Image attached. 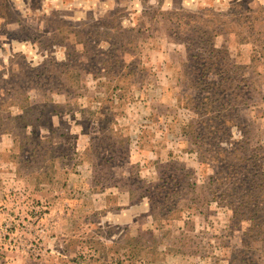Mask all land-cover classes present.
Returning <instances> with one entry per match:
<instances>
[{
	"label": "rangeland",
	"instance_id": "1",
	"mask_svg": "<svg viewBox=\"0 0 264 264\" xmlns=\"http://www.w3.org/2000/svg\"><path fill=\"white\" fill-rule=\"evenodd\" d=\"M208 23L263 147L264 0H0V264H264L179 128ZM161 172L168 217L146 191Z\"/></svg>",
	"mask_w": 264,
	"mask_h": 264
},
{
	"label": "trees",
	"instance_id": "2",
	"mask_svg": "<svg viewBox=\"0 0 264 264\" xmlns=\"http://www.w3.org/2000/svg\"><path fill=\"white\" fill-rule=\"evenodd\" d=\"M194 17L202 19L200 16ZM207 27L209 28L202 31L200 43L203 53L198 57L196 54L192 55L193 59L197 57L199 65L189 71L188 76L189 81L193 82L190 87L200 90L203 97L190 109L195 116L180 123L179 128L193 141L195 149L192 152L213 169L208 182L212 200L229 209L232 219L236 218L240 224L246 223L243 244L252 247L251 243L263 240L264 246V216L263 219L260 216L262 211L264 215V146H251L249 136L253 120L249 112L245 114L247 110L250 111L249 102L258 97L242 84L245 80L239 78L237 73L243 70L242 67L233 65L232 68L228 59L216 62L221 59L217 40L222 35V30L210 23ZM119 73L117 76L121 81L136 75L135 71ZM216 75H220V80L216 79ZM3 107L5 108L0 106V109ZM24 107L26 106L21 108ZM28 112L25 110L17 119L25 121V114ZM234 127L238 129L237 136L233 132ZM159 176L161 183L153 190L146 191L154 203L153 211L168 217L173 211L169 206L174 205L170 202L180 190L170 186H177V183H170L167 173L161 172ZM137 179L147 186L140 176ZM172 179L176 180V177L173 176ZM194 186L196 187L188 184V194ZM213 201L208 199V203ZM179 203L181 202L176 204Z\"/></svg>",
	"mask_w": 264,
	"mask_h": 264
}]
</instances>
